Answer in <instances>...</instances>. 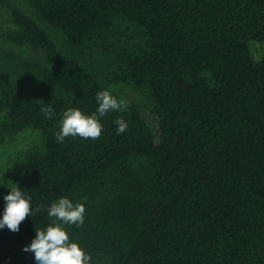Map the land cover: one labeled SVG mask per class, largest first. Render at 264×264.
<instances>
[{"label": "trees", "instance_id": "16d2710c", "mask_svg": "<svg viewBox=\"0 0 264 264\" xmlns=\"http://www.w3.org/2000/svg\"><path fill=\"white\" fill-rule=\"evenodd\" d=\"M2 1L26 58L0 63V146L41 131L15 173L43 207L0 228V264H38L24 248L61 197L85 206L62 226L90 264H264V0ZM104 90L127 109L58 143L63 113L91 116Z\"/></svg>", "mask_w": 264, "mask_h": 264}, {"label": "clouds", "instance_id": "9594fccd", "mask_svg": "<svg viewBox=\"0 0 264 264\" xmlns=\"http://www.w3.org/2000/svg\"><path fill=\"white\" fill-rule=\"evenodd\" d=\"M98 108L91 116L85 115L78 108L67 109L60 121V131L55 139L58 143L64 142L67 137H81L83 139H98L102 133L100 117L109 111H125L127 104L124 100H117L107 90L96 94ZM41 111L46 117L55 115L51 105L42 107ZM117 125L116 134L125 133L128 129L127 122L121 117L114 121ZM6 209L3 218L0 219V228L7 226L13 232L19 231L21 222L29 215H35L41 211V205L35 209L31 206V197H25L18 186L11 188L10 194L4 197ZM52 224L46 230L36 229V237L30 246L24 251H31L35 255L38 264H90L91 255L76 242L69 241V235L62 225L84 224L85 206L73 203L65 197L53 202L47 209ZM59 221L60 223H57Z\"/></svg>", "mask_w": 264, "mask_h": 264}, {"label": "rangeland", "instance_id": "374dc122", "mask_svg": "<svg viewBox=\"0 0 264 264\" xmlns=\"http://www.w3.org/2000/svg\"><path fill=\"white\" fill-rule=\"evenodd\" d=\"M10 3L0 2V63L3 65L19 66L21 59L26 58L22 48L9 42L2 33L15 28L13 24L12 8ZM250 48L256 59L264 57V43H251ZM3 116H0V121ZM43 140L41 131L27 128L5 144L0 146V196L6 195L17 183L15 167L18 159L26 152L40 146Z\"/></svg>", "mask_w": 264, "mask_h": 264}]
</instances>
